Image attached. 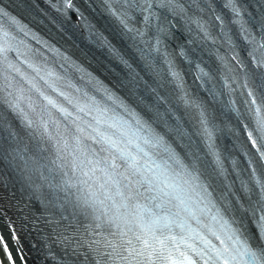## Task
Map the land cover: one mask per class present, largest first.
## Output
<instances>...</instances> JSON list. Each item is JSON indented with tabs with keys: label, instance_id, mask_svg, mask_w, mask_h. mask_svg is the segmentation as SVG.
<instances>
[{
	"label": "snow or ice",
	"instance_id": "obj_1",
	"mask_svg": "<svg viewBox=\"0 0 264 264\" xmlns=\"http://www.w3.org/2000/svg\"><path fill=\"white\" fill-rule=\"evenodd\" d=\"M43 2L48 38L0 7V264H264V0ZM73 16L115 83L57 46Z\"/></svg>",
	"mask_w": 264,
	"mask_h": 264
},
{
	"label": "bare ground",
	"instance_id": "obj_2",
	"mask_svg": "<svg viewBox=\"0 0 264 264\" xmlns=\"http://www.w3.org/2000/svg\"><path fill=\"white\" fill-rule=\"evenodd\" d=\"M5 207H7V204H5ZM9 215L10 216L13 215V213L11 212V210H9ZM13 218H15V217H13ZM17 223H19V222L17 221ZM0 229H4V223H3V219L2 218H0ZM4 235L8 238V242L11 243V239L8 236L7 229H4ZM24 243L27 244L28 243V240H24ZM29 255L31 257H33V258H36V261L40 260V256H39V254L35 250L30 251L29 252ZM30 264H31V262H30Z\"/></svg>",
	"mask_w": 264,
	"mask_h": 264
},
{
	"label": "rangeland",
	"instance_id": "obj_3",
	"mask_svg": "<svg viewBox=\"0 0 264 264\" xmlns=\"http://www.w3.org/2000/svg\"><path fill=\"white\" fill-rule=\"evenodd\" d=\"M7 238V237H6Z\"/></svg>",
	"mask_w": 264,
	"mask_h": 264
}]
</instances>
